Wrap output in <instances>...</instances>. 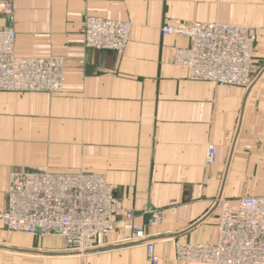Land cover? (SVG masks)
Instances as JSON below:
<instances>
[{"label": "crops", "instance_id": "obj_1", "mask_svg": "<svg viewBox=\"0 0 264 264\" xmlns=\"http://www.w3.org/2000/svg\"><path fill=\"white\" fill-rule=\"evenodd\" d=\"M86 16L128 20L124 51L87 48ZM173 20L255 28L251 85L193 80L175 66L174 49L190 41L161 34ZM0 26L15 30L16 56L63 58L61 91H0V213L12 170L99 173L161 264H197L177 261L174 242H214L219 197L235 208L264 195V0H13ZM151 209L161 210L157 225ZM122 218L85 256L0 218V264H149L143 244L123 241Z\"/></svg>", "mask_w": 264, "mask_h": 264}, {"label": "built area", "instance_id": "obj_2", "mask_svg": "<svg viewBox=\"0 0 264 264\" xmlns=\"http://www.w3.org/2000/svg\"><path fill=\"white\" fill-rule=\"evenodd\" d=\"M12 7L13 0H0V16H10ZM107 26L115 29L107 30ZM130 27L128 20L86 16L81 34L87 48L122 53L129 40ZM160 32L189 39V46L174 49L172 63L187 69L191 79L240 87H248L252 82L256 40L252 27L173 20L163 24ZM15 38L12 27L0 26V91H61L63 58L17 57L13 52ZM223 42L231 45L232 48L228 49L231 53ZM200 53L203 59L193 65V59ZM214 55L216 63L211 65ZM32 65L40 66L42 73H46L45 67L51 69L53 79L45 77L50 85L36 88L30 84L31 74L27 69ZM234 72L231 79L230 74ZM216 155V147L208 145L206 163H213ZM6 200L7 207L0 213V218L8 230L40 236L58 235L63 240L65 252L78 254L102 248L117 222L116 216L122 212L121 201L115 197L113 186L102 174L95 172L12 170L8 175ZM148 213V223L159 224L161 210L151 209ZM122 217L121 221L131 228L127 238L139 242L146 239L142 225L126 223L134 217L132 211H125ZM226 218L227 223L221 224L223 217L219 216L215 241L198 245L200 250L190 243L176 241L175 259L201 264H264V195L240 197L235 209L228 207ZM143 244L147 250V262L161 264L153 243L145 241Z\"/></svg>", "mask_w": 264, "mask_h": 264}, {"label": "bare ground", "instance_id": "obj_3", "mask_svg": "<svg viewBox=\"0 0 264 264\" xmlns=\"http://www.w3.org/2000/svg\"><path fill=\"white\" fill-rule=\"evenodd\" d=\"M107 30H110V29H115L113 26H107V28H106ZM130 30H131V27H130ZM207 34V33H206ZM15 42V41H14ZM224 43V47H227V50L229 49L230 50V48H232L231 47V45H229V43H226V42H223ZM15 44V43H14ZM14 44H13V47H14ZM199 49H200V51L202 50V47L201 46H199ZM228 50V51H229ZM14 52V51H13ZM229 53H231L230 51H229ZM17 57H21V56H17ZM203 59V55H202V53H200V54H198L194 59H193V65H195L196 63H198L200 60H202ZM216 63V60H215V55H214V58L211 60V65H214ZM230 63H232V62H230ZM175 65V64H174ZM176 66V65H175ZM45 67V66H44ZM45 69V71H46V73H42L40 70H41V67L40 66H35V65H32L31 67H29L27 70H29L28 72H29V74H31V81H30V84H34L33 85V87H36V88H43V87H46V86H48V85H50V81H48V80H46L45 79V77L46 76H50L52 79H53V76H52V74H51V72H50V70L51 69H46V67L44 68ZM184 69V68H183ZM36 70H39V71H36ZM185 70H187V69H185ZM33 74V75H32ZM234 75H235V72L233 73V74H230V78L231 79H233V77H234ZM227 85V84H226ZM235 86V85H234ZM24 92H45V91H40V90H37V91H24ZM89 173H91V172H89ZM107 182V181H106ZM261 196V195H260ZM243 197V196H242ZM121 201V200H120ZM238 203V202H237ZM217 206H218V209H219V216H221V217H223V219H222V221H221V224H226L227 222H226V220H227V209H228V207H229V209H235L236 207H237V205H236V207L235 208H233L232 206H231V204H230V202L229 201H227V200H225V199H222V198H220L219 199V201L217 202ZM121 214L122 215H124V213H125V211H132V210H129V209H124L123 208V206H122V202H121ZM222 213V214H221ZM221 214V215H220ZM134 218V217H133ZM133 218L130 220V221H128V222H126V223H129V224H133V226H138V224H135L134 222H133ZM217 223H219V217H218V222ZM116 224V223H115ZM115 224H114V226H115ZM125 223L123 222V224H122V229L126 232V235H125V237L123 238V239H125V240H123V241H125V242H129V243H132V244H143L145 241H148V240H143V241H141V242H139V241H131V239L128 237H126L127 235H129L130 234V229L131 228H129V227H126V225L127 224H125ZM114 226H113V228H114ZM113 228H112V230H113ZM143 229H144V227H143ZM112 230H111V232H112ZM218 230V229H217ZM11 231V230H10ZM19 232H23V231H19ZM110 232V233H111ZM144 232H145V234H146V231H145V229H144ZM24 233H27V234H32V233H28V232H25L24 231ZM44 236H47V235H44ZM148 235L146 234V237H147ZM62 240V239H61ZM63 241V240H62ZM191 245H193V247H198V245H203V244H199V243H190ZM144 245V244H143ZM154 245V244H153ZM174 245H175V242H174ZM106 246V244L102 247V248H99V249H97V251H99V250H102L104 247ZM62 251L63 252H65L64 250H63V246H62ZM197 249H201V247H198ZM155 250V249H154ZM241 251L242 250H244V249H240ZM74 252L75 251H73L72 252V254H74ZM90 252H94V250L92 251H88V252H86V253H81V254H78V253H75V255H82V256H84V255H87L88 253H90ZM66 254H68L69 252H65ZM69 254H71V253H69ZM157 254V253H156ZM146 255H147V250H146ZM239 256H242V255H239ZM160 262H161V260H160ZM183 262V261H182ZM186 262H189V263H197V264H201L200 262H197V261H186ZM149 263V262H148Z\"/></svg>", "mask_w": 264, "mask_h": 264}, {"label": "rangeland", "instance_id": "obj_4", "mask_svg": "<svg viewBox=\"0 0 264 264\" xmlns=\"http://www.w3.org/2000/svg\"><path fill=\"white\" fill-rule=\"evenodd\" d=\"M253 29H254V32H255V28H253ZM255 34H256V32H255ZM116 53H117V52H116ZM253 78H254V77L252 76V80H253ZM12 92H16V91H12ZM69 253L72 254V252H69ZM69 253H68V254H69ZM74 254H75V253H74ZM77 256H82V255H77ZM84 256H85V255H84Z\"/></svg>", "mask_w": 264, "mask_h": 264}, {"label": "water", "instance_id": "obj_5", "mask_svg": "<svg viewBox=\"0 0 264 264\" xmlns=\"http://www.w3.org/2000/svg\"><path fill=\"white\" fill-rule=\"evenodd\" d=\"M251 83H252V82H251ZM251 83H250V85H251ZM219 198H220V197H219ZM219 198H218V199H219ZM217 202H218V200H217ZM217 202H216V203H217Z\"/></svg>", "mask_w": 264, "mask_h": 264}]
</instances>
